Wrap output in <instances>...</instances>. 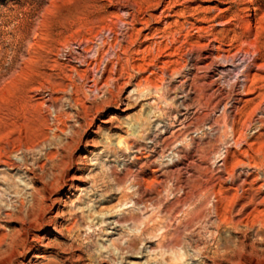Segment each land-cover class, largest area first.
<instances>
[{"label":"rangeland","instance_id":"obj_1","mask_svg":"<svg viewBox=\"0 0 264 264\" xmlns=\"http://www.w3.org/2000/svg\"><path fill=\"white\" fill-rule=\"evenodd\" d=\"M3 263L264 264V0H0Z\"/></svg>","mask_w":264,"mask_h":264},{"label":"bare ground","instance_id":"obj_2","mask_svg":"<svg viewBox=\"0 0 264 264\" xmlns=\"http://www.w3.org/2000/svg\"><path fill=\"white\" fill-rule=\"evenodd\" d=\"M245 8V7H244ZM248 8V7H247ZM249 14V13H248ZM243 88V87H242ZM255 156V155H254ZM247 157V156H246ZM251 162V159H250V161L248 160V157L246 158V162L245 163H243L242 164V168H244V170H245V177L244 178H242V180H241V182H240V185H239V187H240V191L242 192V197H244L246 194H247V190H246V186H248V184H247V179L246 178H248L247 177V170H250V169H253V166L252 167H250V165H249V163ZM239 166V165H238ZM260 168V167H259ZM254 170H258V167L255 165V167H254ZM255 173V172H254ZM243 175V174H242ZM249 175V174H248ZM257 177V176H256ZM237 181V180H236ZM243 246V245H242ZM249 251V250H248ZM37 257L34 255L33 256V259H36ZM5 263V262H4ZM3 263V264H4Z\"/></svg>","mask_w":264,"mask_h":264}]
</instances>
